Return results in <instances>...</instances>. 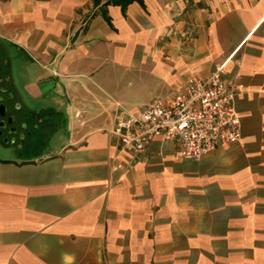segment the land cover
<instances>
[{
	"label": "crops",
	"instance_id": "obj_1",
	"mask_svg": "<svg viewBox=\"0 0 264 264\" xmlns=\"http://www.w3.org/2000/svg\"><path fill=\"white\" fill-rule=\"evenodd\" d=\"M0 0V46L34 114L0 152V264H264V0ZM224 65L239 144L197 161L114 128Z\"/></svg>",
	"mask_w": 264,
	"mask_h": 264
},
{
	"label": "built area",
	"instance_id": "obj_2",
	"mask_svg": "<svg viewBox=\"0 0 264 264\" xmlns=\"http://www.w3.org/2000/svg\"><path fill=\"white\" fill-rule=\"evenodd\" d=\"M224 65L205 79H191L169 100L156 99L137 114L117 111L114 134L121 152L138 163L157 138L172 143L178 158L201 160L222 144L242 140L236 101L240 76L227 80Z\"/></svg>",
	"mask_w": 264,
	"mask_h": 264
},
{
	"label": "flooded vegetation",
	"instance_id": "obj_3",
	"mask_svg": "<svg viewBox=\"0 0 264 264\" xmlns=\"http://www.w3.org/2000/svg\"><path fill=\"white\" fill-rule=\"evenodd\" d=\"M35 112L27 106L17 90L13 62L0 46V152L14 153L23 149L36 128Z\"/></svg>",
	"mask_w": 264,
	"mask_h": 264
},
{
	"label": "rangeland",
	"instance_id": "obj_4",
	"mask_svg": "<svg viewBox=\"0 0 264 264\" xmlns=\"http://www.w3.org/2000/svg\"><path fill=\"white\" fill-rule=\"evenodd\" d=\"M41 138V141H34L33 140V135L29 138H27V142L25 143L23 149L19 151V156L21 157H27L29 155H32L35 152L43 151L45 147L55 145V141H50V137L47 134H40L38 135ZM14 154V153H13Z\"/></svg>",
	"mask_w": 264,
	"mask_h": 264
},
{
	"label": "trees",
	"instance_id": "obj_5",
	"mask_svg": "<svg viewBox=\"0 0 264 264\" xmlns=\"http://www.w3.org/2000/svg\"><path fill=\"white\" fill-rule=\"evenodd\" d=\"M131 0H122V1H117V3H124V2H130Z\"/></svg>",
	"mask_w": 264,
	"mask_h": 264
}]
</instances>
